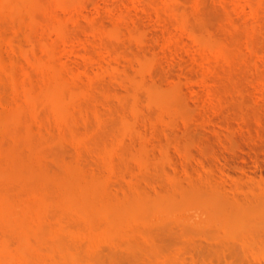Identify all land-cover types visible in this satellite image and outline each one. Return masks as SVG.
I'll list each match as a JSON object with an SVG mask.
<instances>
[{
	"label": "rangeland",
	"instance_id": "obj_1",
	"mask_svg": "<svg viewBox=\"0 0 264 264\" xmlns=\"http://www.w3.org/2000/svg\"><path fill=\"white\" fill-rule=\"evenodd\" d=\"M4 210V264H264V0H0Z\"/></svg>",
	"mask_w": 264,
	"mask_h": 264
},
{
	"label": "bare ground",
	"instance_id": "obj_2",
	"mask_svg": "<svg viewBox=\"0 0 264 264\" xmlns=\"http://www.w3.org/2000/svg\"><path fill=\"white\" fill-rule=\"evenodd\" d=\"M60 31H61V30H60ZM60 34H61V33H60ZM60 34H59V35H60ZM62 35H63V34H62ZM53 75H54L55 77L57 76L56 74H53ZM51 76H52V74H51ZM57 77H59V76H57ZM58 81L60 82V80H58ZM58 81H57V79H56V82H57V83H58ZM56 82H55V83H56ZM48 83H49V82L46 83V87H45V88H47V86H48L47 84H48ZM53 83H54V82H53ZM58 85L60 86L59 83H58ZM59 86H58V89H59ZM61 86H62V85H61ZM61 86H60V88H61ZM44 90H45V89H44ZM46 90H47V89H46ZM52 90H54V89L52 88ZM56 91H57V88H56ZM47 92H48V91H47ZM43 93H44V91L42 92V94H43ZM89 192H90V191H89ZM236 197H237V196H236ZM208 198H209V197H208ZM4 199H5V197H3V200H4ZM232 199H233V198H232ZM3 200H2V201H3ZM227 200H228V199H227ZM4 201H5V200H4ZM87 201H89V200H87ZM90 201H91V200H90ZM90 201H89V202H90ZM212 201H213V199H212ZM223 201H224V200H223ZM223 201H222V199H221V200H219V203H220V204L222 203V204L224 205V203H226V202H223ZM233 201H234V200H233ZM91 202H92V201H91ZM109 203L111 204L110 206L113 205L111 202H109ZM217 203H218V202H217ZM242 203H243V202H242ZM91 204H92V205H93V204H97V206L99 205L97 202H94V201H93V203H90V205H91ZM105 204L109 205L107 202H106ZM105 204H103V205L105 206ZM222 204H221V206H222ZM7 205H8V204H7ZM90 205H89V208H90ZM101 205H102V204H101ZM101 205H100V206H101ZM103 205H102L101 207H97V206L94 205L92 208H96V207H97V209H98V208H102ZM211 205H212V204H211ZM226 205H227V204H226ZM252 205H253V204H252ZM114 206H117V205H114ZM236 206H237V205H235V203H234L233 207H229V208H230L229 210H232L231 208H234V207H235V209H237V210L239 211V212H238L239 214L237 213V211L234 212V214H233L232 211H233L234 209H233L232 211L229 212V211H228V208H226L227 211H224V215H225V213L229 212V213H232L233 216H231V214H230L229 216L226 214V215L228 216L229 220H228V219H225V218H226V216H225V218H223V219H222L223 221L221 220V222H224V219L227 220L228 222H226V223H228V225H229L228 228H230V229H231L232 231H234V232H235V230H239V229L242 230V231H244V229H246L245 226L248 227L247 225H251V224H250V222H251L250 220L253 218V215H252V214H254V213L250 214L251 212H247V215H246L244 211L247 210V209H249V208L245 207V208H247V209H244V211H243V208H244V207L242 208V206L239 205L240 207L237 206V207H238V208H237ZM249 206H250V205H249ZM207 207H209V205H208ZM5 208H6V207H5ZM8 208H9V206H8ZM105 208H106V206H105ZM105 208L103 207L102 212H104ZM241 208H242V210H241ZM12 210H13V209H12ZM98 210H100V209H98ZM240 210L244 212V214H245V218H246V216H247V217H250V218H251V216H252V218H251L250 220H249V218H246V220H247L248 223H246V220H244V219L242 218V217L244 216V214H243V212L241 213ZM8 211H9V213H10V210H8ZM13 212H14V210H13ZM98 212H99V211H98ZM6 213H7V214H6ZM33 213H34V212H33ZM5 214L7 215V218H6ZM214 214H217V216L220 215V214L218 215V213H214ZM235 214H236V215H235ZM0 215H1L0 217H3L2 220H1V218H0V221L2 222V224H3V225H6V226H10V227H11L12 225H15L14 227H16V230H15L14 228H13V229H14L18 234H20V232H22V230H30V231H26V232L24 231L25 233L23 232V233L25 234V236L27 237V235L31 232V228L28 227V226H25L26 223L23 222V221H25L26 219L24 220V218H23V220L21 221V222H22V224H21V228H22V230H21L20 225L18 226L17 224H15V223L13 222V221H14L13 219H12L13 221H11V223H10V222L8 223V219H10L9 216H11V215H9L8 212H7L6 210L2 211ZM19 215H20V214H19ZM19 215H18V216H19ZM43 215H45V214L43 213ZM43 215L41 214L40 217L42 218ZM248 215H249V216H248ZM254 216H256V215L254 214ZM4 217H5V218H4ZM230 217H231V218H230ZM25 218H27V217H25ZM203 218H204V217H203ZM254 218H255V217H254ZM256 218H257V217H256ZM259 218H260V217H259ZM259 218H258V220L261 219V218H260V219H259ZM4 219H5V220L7 219V220L5 221L6 224L3 223V220H4ZM41 220H43V219H41ZM248 220H249V221H248ZM254 220H256V219H254ZM258 220H257L256 222H258ZM262 220H263V219H262ZM15 221H16V219H15ZM30 221H31V220H30ZM252 221H253V220H252ZM1 222H0V224H1ZM26 222H27V220H26ZM41 222H42V221H41ZM256 222H255V223H256ZM7 223H8V224H7ZM243 223H244V224H243ZM2 224H1V225H2ZM10 224H12V225H10ZM217 224H218V223H217ZM253 224H254V223H253ZM16 225H17L18 227H17ZM23 225H24V226H23ZM37 225H38V224H37ZM243 225H244V227L241 229V226H243ZM256 225H257V224H256ZM22 226H23V227H22ZM32 226H33V225H32ZM226 226H227V225H226ZM257 226H259V225H257ZM27 227H28V228H27ZM64 227H65V226H64ZM239 227H240V228H239ZM250 227H251V226H250ZM7 228H8V227H7ZM25 228H26V229H25ZM61 228H63V227H61ZM228 228L226 227V228H224V229H228ZM253 228H254V227H253ZM258 228H259V227H258ZM43 229H44V227H43ZM249 229H251V228H249ZM10 230H11V229H10ZM14 230H12V231H14ZM20 230H21V231H20ZM44 230H45V229H44ZM240 230H239V231H240ZM254 230H255V229H254ZM46 231H48V230H45L44 232H43V231H42V232L45 233ZM70 231H71V230H70ZM250 231H251V230H250ZM28 232H29V233H28ZM202 232H203V231H202ZM27 233H28V234H27ZM38 233H39V232H38ZM40 233H41V232H40ZM43 233H42V238L40 237L41 235H39L40 240H43V239L46 237V235L44 234L45 236H44V238H43ZM46 233H47V232H46ZM241 233H242V232H241ZM244 233H245V232H244ZM21 234H22V233H21ZM56 234H57V233H56ZM59 234H60V233H59ZM72 234H73V233H72ZM230 234H231V233H230ZM235 234H236V233H235ZM29 235H30V234H29ZM200 235H201V234H200ZM223 235H224V234H223ZM238 235H239V234H238ZM243 235H244V234H243ZM19 236H20V235H18V237H19ZM66 236H67V235H66ZM221 236H222V235H221ZM236 236H237V235H236ZM62 237H64V236H62ZM216 237H217V236H216ZM228 237H229V235H228ZM231 237H232V236H231ZM233 237H234V236H233ZM238 237H239V236H238ZM240 237H241V236H240ZM211 238H212V237H211ZM213 238H214V237H213ZM223 238H224V237H223ZM236 238H237V237H236ZM236 238H234V239H236ZM193 239H194V238H193ZM208 239H209V238H208ZM237 239H238V238H237ZM244 239H245V238H244ZM45 240H46V239H45ZM227 240H228V239H227ZM240 240H241V239H240ZM22 241L26 243V241L24 240V238H23V239L21 238V240H20L18 243H21ZM35 241L37 242V240H35ZM187 241H189V240H187ZM38 242H39V241H38ZM184 242H185V241H184ZM229 242H230V240H229ZM236 242H237V241H236ZM236 242H235V243H236ZM243 242L245 243L244 240H243ZM25 243H24V244H25ZM39 243H41V242H39ZM39 243H38L37 245H39ZM190 243H191V242H190ZM210 243H211V242H210ZM2 244H3V243H2ZM35 244H36V243H34V245H35ZM225 244H226V243H225ZM232 244H233V243H232ZM237 244H238V243H237ZM6 245H7V244L2 245V246H6ZM15 245H16V244H15ZM28 245H29V244H28ZM37 245H36V246H37ZM55 245H56V244H55ZM57 245H58V244H57ZM217 245H218V244H217ZM219 245H221V244L219 243ZM245 245H246V244H245ZM0 246H1V245H0ZM60 246H61V244L58 245V246H56V247H58V248L60 249V248H62V247H60ZM62 246H63V245H62ZM189 246H190V244H189ZM21 247H22V248H21ZM21 247H20V250H23V247H25V246H23V243H21ZM38 247H39V246H38ZM53 247H54V246H53ZM205 247H206V246H205ZM221 247H222V246H221ZM231 247H233V246H231ZM242 247H243V246H242ZM15 248H16V246H15ZM49 248H50V250H51L52 247L50 246ZM199 248H200V247H199ZM202 248H203V246H202ZM223 249H225V248H223ZM11 250H14V246L12 247ZM16 250H18V249L16 248ZM67 250H68V249H67ZM200 250H201V249H200ZM216 250H217V249H216ZM235 250H236V248H235ZM25 251H26V250H25ZM202 251H203V250H202ZM223 251H224V250H223ZM2 252H3V251H2ZM4 252H5V251H4ZM4 252H3V253L0 252V263H1V264L3 263L2 260L4 259V258H3L4 255H2V254H4ZM6 252H7V251H6ZM60 252H61V251H60ZM62 252H63V250H62ZM214 252H216V251H214ZM63 253H64V252H63ZM17 254H18V253H17ZM224 255H226V254L224 253ZM2 256H3V257H2ZM5 256H7V255L5 254ZM74 256H75V255H74ZM200 256H201V255H200ZM219 256H220V255H219ZM36 257H37V256H36ZM64 257H66V259H65V263L68 262V260H67V256H64ZM21 258H22V257H21ZM206 258H207V257H206ZM223 258H224V257H223ZM223 258H222V259H223ZM35 259H36V258H35ZM42 260H43V259H42ZM220 260H221V259H220ZM35 261H37V263H36ZM40 261H41V258H40V260H39V259H36V260H34L33 262H35L36 264H38V263H40ZM179 261H180V260H179ZM226 261H227V260H226ZM7 262H8V260H6V263H7ZM73 262H74V261H73ZM238 262H239V261H238ZM24 263H25V262H24ZM41 263H42V262H41ZM41 263H40V264H41ZM47 263H48V262H47ZM193 263H194V262H193ZM197 263H198V262H197ZM223 263H224V262H223ZM3 264H4V263H3ZM42 264H43V263H42ZM49 264H50V263H49ZM61 264H64V262L61 263ZM66 264H67V263H66ZM68 264H70V262H69ZM208 264H209V263H208Z\"/></svg>",
	"mask_w": 264,
	"mask_h": 264
}]
</instances>
